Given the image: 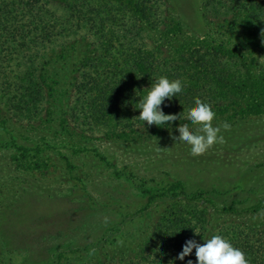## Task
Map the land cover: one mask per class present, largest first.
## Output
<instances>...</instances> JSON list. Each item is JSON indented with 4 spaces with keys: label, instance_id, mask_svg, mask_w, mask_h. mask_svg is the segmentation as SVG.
I'll list each match as a JSON object with an SVG mask.
<instances>
[{
    "label": "rangeland",
    "instance_id": "374dc122",
    "mask_svg": "<svg viewBox=\"0 0 264 264\" xmlns=\"http://www.w3.org/2000/svg\"><path fill=\"white\" fill-rule=\"evenodd\" d=\"M119 1L88 0L92 10L102 4L105 15ZM150 1L152 9L159 8L152 17L155 27L146 26L153 41L165 28L160 24L164 12L180 30L174 45L205 40L234 48L240 41L239 32L225 31L204 17L203 0ZM119 25L124 23H106L108 28ZM244 53L255 71L264 69V52ZM85 54L77 47L46 67L55 93L44 122L29 123L10 103L16 95L0 91V264H98L137 252L171 202L148 203L145 190L179 182L188 194L208 193L218 209L233 208L225 219L264 222V114L216 116L213 123L221 125L224 142L197 156L189 145L172 139L183 124L161 133L142 128L130 140L65 133L60 127L64 95ZM224 122L230 127L224 129ZM212 213L217 221L219 215Z\"/></svg>",
    "mask_w": 264,
    "mask_h": 264
},
{
    "label": "trees",
    "instance_id": "16d2710c",
    "mask_svg": "<svg viewBox=\"0 0 264 264\" xmlns=\"http://www.w3.org/2000/svg\"><path fill=\"white\" fill-rule=\"evenodd\" d=\"M118 4L105 15L102 4L92 10L88 0H0V91L6 97L16 95L10 103L29 123L44 122L50 114L55 92L46 79V67L77 47L86 49V54L75 65L64 95L60 127L65 133L84 139L130 140L146 127L164 132L167 126L144 127L137 117L138 101L147 91L143 89L162 75L184 85L182 98L165 101L166 113L186 115L200 99L210 103L217 116L264 114V69L255 71L244 53L264 52V0H203L206 19L241 34L234 48L205 40L174 45L180 30L165 12L161 38L153 41L146 26L155 27L152 17L158 6L152 9L150 0ZM127 15L132 22L125 21ZM109 21L124 25L108 28ZM185 123L189 121L178 120L176 125ZM145 194L148 203L171 200L155 218L145 244L137 252L110 256L98 264H169L187 239L203 243L202 236L214 234L242 249L250 264H264V222L252 225L225 219V214L233 215V208L218 209L208 193L188 194L180 182ZM212 210L219 215L217 221ZM193 228L202 236H195ZM189 259L196 260L195 249L175 264H187Z\"/></svg>",
    "mask_w": 264,
    "mask_h": 264
},
{
    "label": "clouds",
    "instance_id": "9594fccd",
    "mask_svg": "<svg viewBox=\"0 0 264 264\" xmlns=\"http://www.w3.org/2000/svg\"><path fill=\"white\" fill-rule=\"evenodd\" d=\"M261 38V42L264 44V29L261 30ZM145 89H147L146 93L138 101L140 111L137 116L144 122V127L145 125L167 126L169 129L174 130L178 120H188L189 123L179 127V136L175 135V131H173L172 139L175 144L184 143L189 145L193 156L205 153L216 143L224 142L221 125L213 123L217 114L210 103L197 99L195 101L196 106L188 111L186 115L184 111L175 114L166 113L163 110L165 101L175 100L176 97L182 98L184 92L182 81H174L162 75L143 90ZM229 127L230 125L224 122L223 128L227 129ZM193 229L195 236H202L198 228ZM202 239L203 243L195 238L187 239L182 246V251L170 262L175 264L176 260L183 261L195 249L196 260L189 259L187 264H250L246 253L236 247L224 235L214 234L207 238L202 236Z\"/></svg>",
    "mask_w": 264,
    "mask_h": 264
}]
</instances>
